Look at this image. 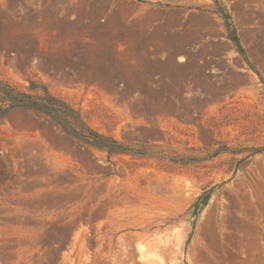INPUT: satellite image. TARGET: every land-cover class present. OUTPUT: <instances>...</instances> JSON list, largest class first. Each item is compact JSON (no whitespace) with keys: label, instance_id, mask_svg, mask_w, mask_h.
I'll use <instances>...</instances> for the list:
<instances>
[{"label":"rangeland","instance_id":"374dc122","mask_svg":"<svg viewBox=\"0 0 264 264\" xmlns=\"http://www.w3.org/2000/svg\"><path fill=\"white\" fill-rule=\"evenodd\" d=\"M0 82L144 150L11 111L0 264H264V0H0Z\"/></svg>","mask_w":264,"mask_h":264},{"label":"trees","instance_id":"16d2710c","mask_svg":"<svg viewBox=\"0 0 264 264\" xmlns=\"http://www.w3.org/2000/svg\"><path fill=\"white\" fill-rule=\"evenodd\" d=\"M231 39L243 53L238 39L236 37ZM31 90V92H25L10 84L0 82V122L4 123L7 115L13 110L35 111L54 128L73 140L106 151L109 155L144 153V150H132L125 144L92 129L78 110L52 95L45 87H42V93H40L38 87L31 82ZM224 149L227 150V148ZM210 194L211 191L206 192L199 201L207 204ZM199 207L200 204L197 203L195 206L197 211Z\"/></svg>","mask_w":264,"mask_h":264}]
</instances>
